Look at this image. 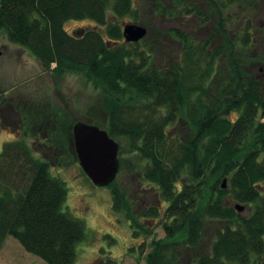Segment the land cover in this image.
Returning <instances> with one entry per match:
<instances>
[{
  "label": "trees",
  "instance_id": "obj_1",
  "mask_svg": "<svg viewBox=\"0 0 264 264\" xmlns=\"http://www.w3.org/2000/svg\"><path fill=\"white\" fill-rule=\"evenodd\" d=\"M236 1L249 0L219 5ZM135 11L133 0H0V29L46 69L77 73L104 95L103 128L120 144V170L108 185L114 211L126 216L138 238L152 232L141 216L160 212L152 201L139 211L134 192L147 191V182L167 202L165 236L153 238L145 264H263L264 77L246 63H263L264 52L239 57L238 48L251 39L248 32L241 42L230 37L225 22L203 38L153 27L158 39L164 34L180 42L171 62L154 61L162 45L145 38L126 42L123 27L110 21V12L120 19ZM71 19L94 23L70 33L65 25ZM208 20L200 18L199 25ZM216 34L221 42L210 43ZM220 68L224 76L213 84ZM179 121L187 123L188 137L170 129ZM45 127L36 151L24 139L0 149V250L11 235L49 264H75L86 224L64 210L68 186L52 172L58 162L78 160L73 135ZM239 203L250 207L248 215L236 208ZM213 223L220 224L204 249L206 225ZM200 248L196 255L190 251ZM94 264L120 263L102 255Z\"/></svg>",
  "mask_w": 264,
  "mask_h": 264
},
{
  "label": "rangeland",
  "instance_id": "obj_2",
  "mask_svg": "<svg viewBox=\"0 0 264 264\" xmlns=\"http://www.w3.org/2000/svg\"><path fill=\"white\" fill-rule=\"evenodd\" d=\"M202 1L205 2V0ZM151 2L149 0H133L136 7L133 15L128 14L120 19L113 17L111 12L109 15L110 21H118L122 27L125 22H134L148 28L147 35H149L144 38L164 47L162 50L155 51L154 61L164 62V59L168 58V62H171L173 58L170 56L177 54L180 42L164 34L161 35L162 39H158L159 33L153 27L185 29L184 31L203 38L209 35L215 25L225 22L230 30L228 33L230 37L235 36L241 42V38L248 32V38L251 39L248 47L241 48V50L238 48L239 57L264 52V0H257L255 3H251L250 0L246 2L242 0L243 4L236 1L221 12L225 19L212 17L201 25L196 24L198 19L194 17L185 20L167 19L156 13H151L152 6H154V2ZM93 23L87 19H71L66 22L65 27L70 33H81L79 29ZM247 26H249V30H247ZM215 36L210 39V43L220 41V36L217 34ZM223 38L221 37V39ZM145 39L141 41V46L146 42ZM165 47L168 49L169 56L165 54ZM225 56L227 57V54ZM223 64L224 62L220 60L217 66ZM246 67L254 74L264 77V62H248ZM221 70L222 68L213 75V84H217L223 78L224 73ZM105 101L102 92L81 75L74 72L59 75L46 69L27 48L9 41L5 31L0 29L1 150L7 142L24 139L36 151V147H40L39 145L43 143L42 139L44 140L46 136L44 133L48 130L45 127L47 125L59 127L60 130L65 128L68 138L73 135V126L79 120L103 127L107 120ZM63 115L66 119L65 123ZM187 128V123L184 121H179L170 127L185 137H188ZM124 148H127V145H124ZM69 152L73 155L72 147L69 148ZM129 157L132 159L134 155ZM129 157L125 158L127 166L130 165ZM59 163L52 166V172L65 180L68 186V197L64 204V210L81 218L86 224L87 235L77 246L78 256L75 264H94L95 260L102 255L105 257L111 255L120 264H145L144 256L150 250L153 238L165 236L162 223L165 218L167 202L155 193V189L147 182L143 184L147 191L134 192L137 197H140V204L135 205L139 211L143 207L147 208L152 201L158 205L160 212L157 217L141 216L142 221L149 224L152 232L147 236L141 235L136 238L133 236L131 223L126 216L114 211L112 193L108 186L95 185L83 171L79 161H75L73 156L64 160L62 164ZM224 179L226 178H223V181ZM222 184L220 185L222 186ZM228 201L232 204L231 199ZM240 213L248 215L250 207L246 205ZM219 224L213 223V227L206 225L202 248H208L213 239L214 228ZM202 248L190 251L196 255L197 251H201ZM188 260L190 259L188 258ZM0 264L49 263L27 251L18 239L9 235L0 250Z\"/></svg>",
  "mask_w": 264,
  "mask_h": 264
},
{
  "label": "water",
  "instance_id": "obj_3",
  "mask_svg": "<svg viewBox=\"0 0 264 264\" xmlns=\"http://www.w3.org/2000/svg\"><path fill=\"white\" fill-rule=\"evenodd\" d=\"M148 33V28L142 24L125 22L123 36L126 42H137ZM73 140L76 155L83 171L97 186H108L113 182L120 170L119 142L110 136L107 129L98 124L83 120L73 126ZM227 186V178L223 181ZM244 205L237 204L241 211Z\"/></svg>",
  "mask_w": 264,
  "mask_h": 264
},
{
  "label": "flooded vegetation",
  "instance_id": "obj_4",
  "mask_svg": "<svg viewBox=\"0 0 264 264\" xmlns=\"http://www.w3.org/2000/svg\"><path fill=\"white\" fill-rule=\"evenodd\" d=\"M149 1L154 2L153 3L154 6H152L151 13H156L157 15H161L167 19L175 18V19L185 20L190 17H194L199 20L200 18L211 19L212 17H214L215 19H217L222 17L221 12L223 11V8L222 6L219 5V3L222 0H205V2L202 0H149ZM196 24L199 25V21H197ZM215 44H218V42Z\"/></svg>",
  "mask_w": 264,
  "mask_h": 264
}]
</instances>
